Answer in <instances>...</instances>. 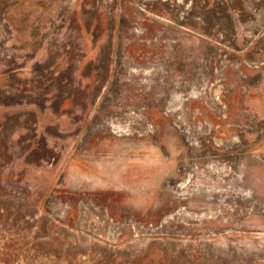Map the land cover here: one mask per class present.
<instances>
[{
    "label": "rangeland",
    "instance_id": "rangeland-1",
    "mask_svg": "<svg viewBox=\"0 0 264 264\" xmlns=\"http://www.w3.org/2000/svg\"><path fill=\"white\" fill-rule=\"evenodd\" d=\"M0 264H264V0H0Z\"/></svg>",
    "mask_w": 264,
    "mask_h": 264
}]
</instances>
